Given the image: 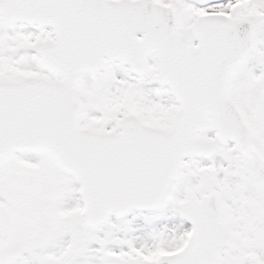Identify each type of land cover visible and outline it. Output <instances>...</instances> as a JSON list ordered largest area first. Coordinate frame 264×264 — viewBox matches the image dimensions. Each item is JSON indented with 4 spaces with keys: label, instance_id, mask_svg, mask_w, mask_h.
<instances>
[{
    "label": "snow or ice",
    "instance_id": "6c2138e0",
    "mask_svg": "<svg viewBox=\"0 0 264 264\" xmlns=\"http://www.w3.org/2000/svg\"><path fill=\"white\" fill-rule=\"evenodd\" d=\"M0 264H264V0H0Z\"/></svg>",
    "mask_w": 264,
    "mask_h": 264
}]
</instances>
